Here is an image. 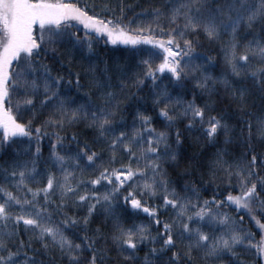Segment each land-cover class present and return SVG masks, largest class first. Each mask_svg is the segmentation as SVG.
Segmentation results:
<instances>
[{
  "label": "snow or ice",
  "instance_id": "6c2138e0",
  "mask_svg": "<svg viewBox=\"0 0 264 264\" xmlns=\"http://www.w3.org/2000/svg\"><path fill=\"white\" fill-rule=\"evenodd\" d=\"M130 7L0 0V264L264 260V0ZM196 128L214 151L194 158Z\"/></svg>",
  "mask_w": 264,
  "mask_h": 264
},
{
  "label": "trees",
  "instance_id": "16d2710c",
  "mask_svg": "<svg viewBox=\"0 0 264 264\" xmlns=\"http://www.w3.org/2000/svg\"><path fill=\"white\" fill-rule=\"evenodd\" d=\"M79 2L83 5L85 3H99L100 0H79ZM115 3L116 0H113ZM125 5H131L130 8L125 9V17H132L133 20L140 18L143 19L144 17H136L133 16L134 13H140L141 9H148L149 12L151 10V7L157 6L163 3V0H123ZM91 14V10H90ZM82 29V26H80ZM142 47H150V46H142ZM98 50L100 53L104 54V58L108 60L109 64H112L114 61H120L123 62L125 57L131 58L133 53L129 50V46L125 45H107V50L105 49V45L103 41L100 42L98 46ZM201 52H205L208 55H216L217 56V61H219V53L216 51L215 46L209 45L207 43L204 44V46L200 49ZM55 68V65L53 66ZM149 110L150 109V104L148 105ZM130 121V117L128 118ZM154 123L156 124L157 127H160L162 125V121L159 119H154ZM185 145L183 148V152L189 156H193L194 158L197 157H203L205 155H209L214 151V148L208 144L206 138L203 136L199 128L193 129L190 133L186 132L185 133ZM199 137V139H197ZM48 144L49 140L46 138L43 141V158L38 161V170H43L44 169V161L47 158L48 155ZM0 159H4V157L0 156ZM173 178L176 181L177 186H181L184 183L185 179H193L194 181L197 182L198 186L200 184V176L198 173L193 174V176L188 177V176H177L175 172L172 173ZM205 180H208L209 182L204 185V187L201 189V196L202 197H207L212 194H216L217 198L220 199L222 198L223 195H226L225 189L227 185L223 182H216L213 183L211 179L205 175L204 176ZM33 187L36 185L33 184ZM159 202V201H157ZM227 211L232 212L233 214H236V211L234 208H229ZM163 215L167 216L169 215L168 212L162 213ZM243 214V213H240ZM137 220H143L145 223L148 222V218L146 215L141 214L139 217L136 218ZM97 221H94L93 226H95V223ZM245 223L246 225L251 228V230L256 234L255 238L256 240H259L260 232L257 226L255 225L254 221H251L248 216L245 215ZM143 246L141 248V255H143ZM238 251L241 252V255L243 257V260L245 261V264H264V260H262L258 254H256L255 250L253 249L252 251H242L241 249H238ZM224 259L226 261H230L231 264H238V261L235 258L229 257L227 254L224 256ZM198 264H202V262H198ZM215 264V262H213Z\"/></svg>",
  "mask_w": 264,
  "mask_h": 264
}]
</instances>
